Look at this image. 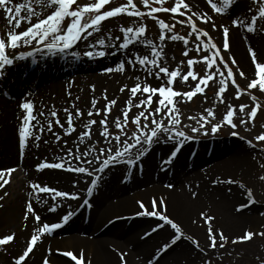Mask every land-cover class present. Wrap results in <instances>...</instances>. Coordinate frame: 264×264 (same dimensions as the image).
I'll use <instances>...</instances> for the list:
<instances>
[{
  "label": "snow or ice",
  "instance_id": "6c2138e0",
  "mask_svg": "<svg viewBox=\"0 0 264 264\" xmlns=\"http://www.w3.org/2000/svg\"><path fill=\"white\" fill-rule=\"evenodd\" d=\"M112 2L113 0H96L95 3L80 5L78 0H25V2L14 5L13 0H0V8H3L6 11L8 14L6 18L9 21V30L6 31V34L0 33V78H3L4 76V69L6 67L14 66L16 60H25L27 57L33 56L32 52H28L27 54L20 53L19 56H14L10 55L9 51L15 53V51L21 46H32V42L35 41L46 47L49 53L52 55L64 53L66 50L72 49L82 39L87 41L88 37L93 36L94 32H98L100 30L104 21L108 20L109 18H115L121 15L139 18L141 21L145 16L153 19L159 26V40L162 42L170 39L171 41H183L185 46L188 45V38L174 32L177 24H187L191 29L190 35L195 34L197 41H199L201 37L207 38V42L203 44L197 42L195 44V51L197 53L210 52L211 55H204L200 59L189 58L187 60L189 70L186 74H183L181 71V66L184 63L183 61H181L180 65H178L173 70H170L168 66H162L161 61L164 58L163 48H158L152 40L147 39V25L143 23L135 28L121 27L120 31L123 33V43L119 44L118 46L114 43L108 45V47L115 49V52H85V55L90 59L97 57L105 58L107 55L115 56L120 50H128L130 45L139 42L145 47L151 48L152 57L149 58L148 55H140L137 53L135 54L134 58L119 60L115 67H108L105 69L107 73H125L128 70L126 68L127 63V65H130L133 70H136L137 65H139L145 73L143 80L141 76L135 77L136 82L132 87L129 88V86L125 84L120 88L121 93L127 90L130 93V97L126 100L125 107L122 109L123 118L121 119L120 116L115 118L114 126L118 130V134L114 135L108 126V115L111 112L113 106L117 104V101L115 99L108 101L107 94L105 92L103 98L105 101H107V103L105 108L101 110L96 108L98 101L93 99L92 109L94 111L90 110L88 112V116L91 117L93 114L100 115V112L103 111L104 118L99 121L101 125V131L99 135L103 138V143L106 145V147H97V145L101 143L99 140L87 146L85 151H81L79 145H77L75 151H73L72 148H68L64 157H57V160L60 162H48L45 160L44 162L37 165L38 171L44 169H60L69 172L87 174L89 176H92L94 172L99 173L100 175H95V178L91 180V186L86 190L88 197H91L94 190L98 188L106 170L120 164L126 165L128 168L138 166L142 169V158L148 154L152 145L161 142V133L167 134V139L163 142L167 143L168 141H173L176 144L169 158L164 161L165 164L172 163L177 154L180 152L181 148L184 146V142L192 139V137L188 136L184 131L179 130L178 126L181 124V112L178 104L181 101L177 99L178 97L184 98V102H190L197 94L203 95L205 88L209 86V81L215 80L217 74H219L221 77H224L219 81L221 87H219L217 92V96L221 103H224L223 94L227 90L229 79H231V84L237 89L236 98L239 99L240 96L244 94V90H242L239 84L236 82L232 68L227 64V62H223L221 49L218 48L217 45L212 41V37L206 30H202L197 27L196 21L193 19L195 16L205 24L211 22L212 27L215 30L217 26L212 20V17L207 13L198 15L195 12H191V15H188V12L191 10L189 4L185 3V0H175V4L171 8L164 7L166 0H142L143 5L148 9L146 12L141 11L134 3V0H127V4L125 5L102 11L106 5ZM234 2L235 0H219V2L208 0L209 5L217 14H226V12L231 9ZM153 3L159 6L154 7L152 6ZM37 7L39 10H37ZM49 9H51L50 14L44 16L43 13ZM181 9H183V11ZM249 11L253 14L251 15L250 22L246 25L247 32L253 34L264 33V0H252V6L249 8ZM13 12L15 13V17L11 15ZM161 12L172 13L174 14V18L175 16H184L186 19L176 20L175 23L169 25L164 20L159 19L155 15L156 13ZM42 16L43 18H41ZM33 18H37V22L35 24L32 23ZM66 20L70 22L65 28L64 22ZM23 22H27L30 26L26 30L19 32L18 29L21 27ZM258 22L260 25L259 27H257ZM232 23L236 27L244 26V21L239 18L234 19ZM221 27L224 35L223 50L226 51L230 46V29L228 26ZM169 33L172 34L169 35ZM115 39L119 40L121 38L116 37ZM98 43L100 46H104L105 40L100 39ZM89 46L96 47L95 44H91ZM248 48L252 62L255 66V78L249 82L247 88L248 90L258 89L261 92H264V62H261L258 59L257 52L252 48L251 44L248 45ZM189 51L190 50H185L183 55L188 57ZM72 55L79 58L78 53L73 52ZM217 59L223 62V68L226 69L227 73L226 76L225 72L222 71L220 66L217 64ZM199 63H204L207 65V70L203 76H200L199 73L194 70V66ZM236 63V60L233 58L232 64ZM214 67L215 71H212ZM239 74L242 78L245 77V73L243 71H240ZM189 77H191L193 81H198L194 89L188 92L175 90L174 85L178 82V80L183 84H187ZM149 78H154L160 81L159 86H153L147 83ZM129 79H131V77H129ZM201 84L204 85V87H201ZM249 94H251L250 91ZM138 95L141 98L139 99L138 103L134 104L133 101L138 97ZM251 99L256 101L257 98L256 96L251 95ZM154 104L155 107H153ZM73 107H75V105H73ZM248 107V105H240L239 112L244 113L245 109ZM20 108L25 113V115L21 117L22 123L18 130L19 148L21 158H23L30 138H34L37 142V146H39L38 142L41 139V135L45 132V128L41 125L38 115L34 114L35 105L33 102L25 101L21 103ZM133 108L142 110L134 114L130 119L129 113L132 112ZM259 108L260 104L257 103L255 107L251 109L250 113H248L249 118L240 120V125H247L250 122H254L258 115ZM236 111L237 110L235 107L228 105V110L224 114L222 120L215 124H212L211 120L209 119L211 118L214 120L216 118V112L212 108L206 109L205 112L207 115L201 114L199 119L189 116V120H197V123L200 124L199 128L193 127L191 131L194 133L200 132L202 129H205L208 124H211L212 134L217 133L225 125L236 129L238 127L237 123L234 122ZM64 112L67 114L66 123L68 126L64 132V135H71L76 131L74 125V116L73 113L67 108L64 109ZM44 115V112L39 113V116ZM50 115L51 117L55 118V125L59 126L61 129L65 128V125L61 123L56 111H52ZM83 115L84 114L81 110H76L75 117L77 119L81 118ZM157 117L160 118L157 119ZM33 120L37 122L35 125L32 124ZM165 120H167V124H165ZM96 123V120H89L85 124L87 131L80 133V143H84L86 138L91 141V129ZM129 123L135 126V131L131 134L126 131ZM53 127L54 125L52 120H48L47 132L52 133L55 136L56 141L59 142L62 139V136L58 133H55L53 131ZM37 128L39 134L34 132V129ZM204 134L207 135V131H205ZM232 135L239 136V133L233 131ZM255 139L257 141H264V134L257 136ZM45 143H48V141H45ZM247 143L249 147H255L251 141H247ZM64 145L65 147L67 146V141H64ZM134 149L136 150L135 152H133ZM88 157L92 158L88 159ZM101 157L104 158L101 159ZM72 160H77L83 164L93 166V171H89V167H73L71 163ZM95 164H99V167H95ZM260 167L264 168V163H261ZM14 171H16L14 168L0 170V181H2V183H0V187H3L9 182V180L4 179V177L7 175L10 178L11 173ZM258 179L261 182H264V175L259 176ZM214 183L236 184L238 182L229 178L226 180L217 179L214 181ZM238 186L241 189L246 190L247 203L240 204L235 209L236 212H242L244 209L250 208L257 201L251 188H246L243 183H239ZM34 187L39 188V191L42 193H53L52 198L54 200L57 197H64L72 200L81 199L80 195L77 193L70 194L51 189L49 187H40L39 185H34ZM167 187L171 188L173 185L169 184ZM229 191H231V189H229ZM193 195H195V193ZM2 199L3 197L0 196V200ZM138 203L140 204V208L143 209V211L137 213V215L155 217L163 222L158 224L157 227L152 231H158L160 228H163L165 225H167L170 226L175 233L170 242L163 245L162 248L158 250L159 254L162 255L163 253L167 252L170 247L175 245L182 238L187 239L198 250L204 251L200 248L199 242L197 240L191 236H186L182 232L181 227L167 216L166 201L164 198L161 197L159 200H157V198L154 197L151 201V211L145 207L142 201ZM83 206H91L87 198L83 200L81 207ZM57 208L58 205H54L48 210L50 212H56ZM158 208L159 210H157ZM29 214L33 215L37 225H40L41 216L36 214L31 202H28L26 206V214L24 216L25 221H27ZM75 214L76 213L74 211L69 210L62 216L60 222L51 224L45 222L42 224V226L37 227L30 239L27 241L25 250H23L22 254H20L18 257L14 258L13 264H25L30 253H33L34 247L41 240L42 235L51 234L57 229L63 228L70 222ZM201 217L207 227L208 238L210 240L209 247L215 249L217 246H219L221 249H223L227 244L229 237H227L222 230L218 232L214 230L213 222L215 217L203 212L201 213ZM15 235V233H12L0 238V246H7L14 242ZM147 235H151V233H146V236ZM256 236L264 238V231H246L242 236L233 239L232 243L237 244L249 242L252 241ZM57 251L60 255H63L64 257H67L71 261L75 262V264H85V256L83 251H81L78 256L70 250L63 252H60V250ZM49 253L51 254V249H49ZM120 255L122 264H126L124 261V256L126 254L121 253ZM156 258L158 259L159 257L157 256ZM257 259L259 260V258ZM44 264H49V260L47 258H45ZM87 264H91V262L88 261ZM149 264H151V262H149ZM207 264H210V262H207ZM259 264H264V260H259Z\"/></svg>",
  "mask_w": 264,
  "mask_h": 264
},
{
  "label": "bare ground",
  "instance_id": "6f19581e",
  "mask_svg": "<svg viewBox=\"0 0 264 264\" xmlns=\"http://www.w3.org/2000/svg\"><path fill=\"white\" fill-rule=\"evenodd\" d=\"M15 1L16 0H13V2ZM192 2H194V0H192ZM37 10H39L38 7ZM8 23L9 21L4 15L3 8H0V29L3 34H6V31L9 30ZM26 29L27 28L22 29V31ZM95 33L98 37H102L103 40H105L106 48L109 51L108 53L116 51L108 47V45L114 43L118 46L115 38L120 37V34L100 31ZM233 39L235 40L236 46H240L238 41L240 40L239 36L234 35ZM83 44L84 42H80L76 47L78 48ZM35 48H37V50L33 53V56H29L25 60H16L12 68L4 69L5 77L3 79L0 78V94L6 97H0V169L11 167L16 169V171L11 173L10 178L7 175L4 177V179H8L9 182L5 184V189L0 191V196L3 197V199L0 200V238L12 233L16 234L14 242L7 246H3L4 251L0 254V261L4 264H13L14 259L12 258L15 256L16 251L20 249L22 244L29 237H31L34 230L40 226L37 225L35 217L31 214L28 215L27 221L24 220L28 202L32 203L36 214L41 216V222L48 220L52 216L59 217L74 204L72 200L64 197H57L54 200L52 198L53 193H42L39 189L31 187V184L33 182H39L41 184L40 187H49L61 192L70 194L77 193L80 195V193L84 192L86 182L90 177L87 174L60 169H44L38 171V163H42L45 160L48 162H60L57 160V157H64L68 148H72L73 151H75L77 145L81 147L79 135L86 131L85 124L89 120L97 121L91 129V140H99L101 143L98 144L97 147H105L106 145L103 143V138L99 135L101 131L99 121L104 118V113L100 112V115L93 114L91 117L88 116V112L93 110V99L98 101L96 108L101 110L105 108L107 103L103 98L105 92L108 101L113 99L117 101V104L112 108V112L108 115V126L110 131L113 132L111 128H115V118L117 116L122 117V109L125 107L124 103L130 97V93L127 90L121 93L120 88L125 84H127L129 88L132 87L136 82V76H141L143 80L145 75L143 70L138 66L136 70H133L131 66H129L125 73H105V71L100 70L101 65L105 61H111L118 56L126 60V58H134L137 53L140 55L151 53L150 47H145L143 44L137 42L130 45L128 50H120L115 56L107 55L106 60L102 61H89L85 59V57L80 59L76 58L75 60L72 56H69V52L67 51H65L62 56L56 55L53 59H50L48 57V51L45 48L37 47L35 41H33L32 46H21L15 53L9 51V54L19 56L20 53L27 54L31 50H35ZM165 54L166 56H164L163 60L169 61L166 52ZM32 59L36 61L33 65ZM240 60L242 61L241 58ZM243 64H245L244 60ZM20 69L30 73L32 71H38L39 74L45 76L47 73H42V71L53 70L60 75L61 84L56 85V80L51 82L52 80L49 81L43 78L39 80L42 83V91L40 93L33 94V91H30L31 94L23 95L20 90L21 87H33L29 80L31 75L26 78L25 83H21V80L17 77V72ZM64 69L66 70L64 71ZM129 77H131V79H129ZM147 82L154 86L160 84V81L154 78H149ZM49 86H53V88L50 89L48 88ZM140 98L141 97L138 95L133 103H138ZM25 101L34 103V114L38 115L41 125L45 128V132L41 135V139L38 142L39 146H37V142L34 138H30L23 158H19L17 156L19 149L16 136L18 137V130L20 128L19 123L22 117L21 114L23 113H21L20 105ZM73 105H75V107H73ZM153 106H155V104ZM65 108L69 109L74 116L76 131L71 134L72 137L64 135L68 127L66 123L67 114L64 112ZM77 109L81 110L84 114L79 119L75 117ZM139 110L140 109L133 108L132 112ZM52 111L58 113L61 123L65 125L64 129L55 125V118L50 115ZM41 112H44L45 115L39 116ZM48 120H52L53 122V131L62 136L59 142L56 141L52 133L47 132ZM36 123L35 120L32 121L33 125ZM34 132L39 134L38 128L34 129ZM160 139L161 142L152 145L148 154L142 158V172L138 177H136V174H131L129 181L124 182L122 178L124 171L127 169L126 165H119L106 170L103 174L102 181L92 197V199L96 198L91 206L90 219L87 224L80 222L77 217L69 224L70 229L80 235H76L75 233V235L73 234L74 237L72 235L62 240H53L52 243H50L51 247H47L46 252H49V249H51L52 253V250L56 248L54 246L60 244L63 246L61 248H64V251L65 249L77 252L83 251L85 264H87L88 261H90L91 264H122L121 253L126 254L124 256L126 264H132L136 260V257H138L137 255H142L151 261V249L163 240V237L171 236L172 230L165 225L158 231H152L158 224L163 222L141 216L127 223L125 217L133 214L136 215L138 212H141V208L137 205L138 202H143L145 200L147 207H151V200L154 197L157 198V200L161 197L164 198L166 201L167 216L177 223L186 234L189 233L192 235L196 230H199L198 228H194V224L200 217L196 215L197 212L192 207V202H184L182 200V198H185V196H183L185 193H183L180 188L170 193L159 183L173 180L169 172L171 170L174 172V170L177 169L175 166H179L188 173V176H190L189 181L193 186L195 181H200L202 179L203 174L201 175L199 173L194 176L192 173L193 170H190L188 166L199 167L202 165V160L200 158L202 153L199 151L200 153L197 152L195 156L190 157V153H185L189 148L183 147L171 164H165L164 161L169 158L173 151V142L164 143L163 141L167 139V135L163 133H161ZM87 140L86 138L85 141ZM45 141H48V143H45ZM64 141H67L66 147ZM216 142H214L210 158L213 157V159H215L220 156L221 159H223L220 161L221 164L219 166H214L216 167L215 169L221 168V172H225V174H227L228 170L234 171L233 169L241 163L243 154H241L240 150L233 151L235 147L228 145L226 141L223 142V145L222 143L218 144ZM135 151L134 149L133 152ZM196 157L198 158L197 161L195 159ZM91 158L92 157H88V159ZM103 158L104 157H101V159ZM71 163L73 167L84 166L89 167V171H93V166L83 164L80 161L72 160ZM95 167H99V164H95ZM239 167L242 168V165ZM210 170L212 171L213 168ZM95 175L100 174L94 172L93 176ZM131 178L134 179L132 180ZM177 183H182V181L178 180ZM202 185L208 186V183L203 181ZM209 186L208 188L213 187L211 185ZM199 204L200 203H198V205ZM54 205H58L57 211L50 212L48 209ZM149 210L151 211L150 208ZM157 210H159V208ZM114 217L120 219L107 224V221ZM146 233H151V235L146 236ZM41 240L44 244H47V238H43L42 236ZM178 250L180 253H184L186 248L185 246H179ZM41 251L44 253V250L41 249L33 252L34 254L27 259L25 264H37L40 259L37 260V258ZM51 257L53 261L61 262V259L57 256L52 255ZM163 258V255H161L154 264H161Z\"/></svg>",
  "mask_w": 264,
  "mask_h": 264
},
{
  "label": "rangeland",
  "instance_id": "374dc122",
  "mask_svg": "<svg viewBox=\"0 0 264 264\" xmlns=\"http://www.w3.org/2000/svg\"><path fill=\"white\" fill-rule=\"evenodd\" d=\"M95 2L96 0H78V3L80 5ZM214 2H219V0H214ZM134 3L141 11L146 12L148 10L143 5L142 0H134ZM185 3L189 4L190 6L191 11L188 12V15H191V12H195L198 15L207 13L212 17V20L217 26L215 30L213 29L211 22L205 24L195 16L193 17V19L196 21L197 27L202 30H206L212 37V41L217 45L218 48L221 49L223 62H227V64L232 68L236 82L237 84H239L240 88L244 90V94L241 95L239 99H237V89L231 84V79H229L227 90L223 94L224 103H221L220 99L217 96V92L219 87H221L219 81L224 77H221L219 76V74H217L215 80L209 81V86L205 88L203 95L197 94L192 98L190 102H184V98L182 97L177 98L179 101H181L178 104L181 112V124L178 126L179 130L184 131L187 135H195L196 137L198 135H205L204 132L207 131V135L202 137L207 139L211 136H214L216 138H219L218 143H222V145L223 142L226 141L228 145H232L235 147L233 151L240 150L243 156L241 163L235 169H233L234 171L228 170L227 174H225V172H221L222 169L220 168L218 170H213L212 172V175L214 177H217V179L226 180L231 178L236 180L238 183H211L213 187L208 188L209 185L202 187L198 182V186H201L199 193L196 192L193 187H189L186 189L189 192H184L185 195H183L186 199L182 198L184 202L189 201L193 203L192 207L197 212L196 215H201V213L203 212L215 217L213 223L214 230H216L217 232L222 230L224 234L229 237L225 247L223 249H221L219 246H217L215 249L209 247L210 240L208 238L206 225L200 226V223L195 222L194 228H198L199 230L195 229L196 231L192 235H190L189 233L185 234V232L184 234L186 236H191L195 240H197L199 242L200 248L204 251L198 250L187 239H183L182 241H180V243H178V246H185L187 250L185 257L181 256L178 258L179 248L178 246H176L173 247L169 251V253L164 256L161 264H207V262H210V264H259V260H264V238L256 236L252 241L237 244H233L232 240L242 236L246 231L249 230L264 231V182H261L258 179L259 176L264 175V168L260 167V164L264 163V141H257L255 139L257 136L264 134V92H261L258 89L248 90L247 88L249 82L253 78H255V66L251 62L248 45L251 44L252 48L257 52L258 59L261 62H264V33L253 34L247 32L246 25L250 22L251 15L253 14L249 11V8L252 6V0H235L233 6L226 12V14L215 13V11L209 5L208 0H194V2H192V0H185ZM125 4H127V0H113V2L106 5L104 10L102 11L110 10ZM174 4L175 0H166L164 7L171 8L174 6ZM152 6L158 7L159 5L153 3ZM181 10L183 11V9ZM155 15L159 19L164 20L169 25L175 23L176 20L186 19V17L183 16H175L174 18V14L172 13L161 12L156 13ZM236 18L243 20L244 26H234L232 22ZM32 21L33 23L36 22L37 18H33ZM69 22L70 21L68 20L64 22L65 28L67 27ZM141 23L147 25V39L152 40L158 48H163L164 56H166L165 52L167 53V58H169V61L165 60V64V61L162 60L161 64L162 66H168L170 70L175 69L178 65H180V62L183 61L184 63L181 66V71L182 73H185L189 70L187 65V60L189 58L200 59L204 55H211L210 52L197 53L195 51V44L197 42L203 44L207 42V38L201 37L200 40L197 41L195 34L190 35L191 29L187 24H177L176 28L174 29V32L176 34L185 36L189 39V43L187 46L184 45L183 41H171L170 39L163 42L160 41V30L158 24L156 23V21L147 16H145L142 21L139 18L128 17L127 15L109 18L102 23L99 31L120 34L121 39L117 40V44L119 45L123 43V33L120 31L121 27L135 28L138 27ZM221 26H228L229 29H231V31H229V36L231 35V37H229L230 46L226 51L223 50L224 38ZM259 26L260 25L258 22L257 27ZM171 34L172 33H169V35ZM234 35L239 36L241 40H238L240 46H236L235 40L233 39ZM89 44H86L85 46L90 48ZM185 50H190L188 57H185L183 55V52ZM145 55H148L149 58H152L151 53H146ZM233 58L236 60V64H232ZM240 58L242 59V61L240 60ZM243 60L245 64H243ZM223 62L217 59V64L220 66L221 70L225 72L226 76L227 73L226 69L223 68ZM113 64L114 63H110L111 66ZM129 66L130 65H127L126 63L127 69ZM137 66L140 67L139 65ZM195 70H198L196 72L199 73L200 76H203L205 71L207 70V65L204 63H199L198 65H196ZM212 71H215V67L212 69ZM240 71H243L245 73L244 78L240 76ZM186 85L189 88L193 87L192 81H188ZM201 87H204V85L201 84ZM174 88L175 90L179 89L177 83L174 85ZM249 91L251 94H249ZM251 95L256 96V101H253L251 99ZM257 103L260 104V108L254 122H250L247 125H240V120L248 119V113H250L251 109L255 107ZM228 105H232L237 110L236 116L234 118V122L238 125L236 129L231 128V126L225 125L217 133L212 134L211 124H208L207 127L205 129H202L200 132L194 133L191 131L193 127L199 128L200 124L197 123V120H189V116L199 119L201 114L207 115V113L205 112L206 109L212 108L216 112V118L214 120H212L211 118L209 119L211 120L212 124L219 123L228 110ZM240 105H248L249 107L245 109L244 113H240ZM101 112L103 113V111ZM137 112L139 111H135L134 113L136 114ZM132 116L133 114L130 113V119ZM122 118L123 117H121V119ZM165 124H167V120H165ZM111 129H113L112 133L114 135L118 134V130L116 128ZM126 131L131 134L135 131V126L129 123ZM233 131L238 132L239 136H233ZM67 136L72 137V135ZM230 138L231 140H228ZM247 141H251L252 144L255 145V147H249ZM95 142V140H87L85 141V143H81V151H85L84 149H87V146ZM219 159L220 158H215L212 162L218 161ZM240 165H242V168L239 167ZM239 183H243L246 188H251L257 201L250 208H246L242 212H236L235 210L238 205L247 202L246 190L241 189L238 186ZM167 189L170 190L169 188ZM229 189H231V191H229ZM194 193L195 195H193ZM143 202L148 210L149 208L151 209V207H147L145 200ZM198 203L200 204L198 205ZM199 220L201 223L203 222V219L199 218ZM167 239L168 237H164L163 240L167 241ZM56 246L58 248L63 247L60 244ZM42 254L43 251H41L38 257L40 258ZM257 258H259V260Z\"/></svg>",
  "mask_w": 264,
  "mask_h": 264
}]
</instances>
